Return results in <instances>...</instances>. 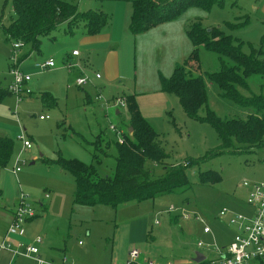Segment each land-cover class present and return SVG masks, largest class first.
Here are the masks:
<instances>
[{
    "label": "rangeland",
    "instance_id": "rangeland-1",
    "mask_svg": "<svg viewBox=\"0 0 264 264\" xmlns=\"http://www.w3.org/2000/svg\"><path fill=\"white\" fill-rule=\"evenodd\" d=\"M67 1L76 3L80 10L101 8L109 16L114 9V1H118L115 18L123 21H127L125 14L132 7L130 0ZM2 4L3 0H0V11ZM4 13L0 14V21L8 25L13 13L11 3L6 6ZM246 16L251 20L248 26L235 30L228 27L238 18L245 19ZM197 20L208 29L217 27L241 38L242 50L247 54L251 52V46L264 53V0H225L223 5H214L210 10L192 6L181 15L180 24L187 22L189 26ZM73 30L74 34L66 24H61L50 37L43 38L41 50L32 52L25 60H21V56L28 51V47H20V70L30 76L23 88L31 94L24 91L19 96L13 92L5 94L0 100V134L13 139L12 156L6 166H0V232L9 224V218L4 213H9L10 205L17 210L22 203L37 214L21 224L25 229L24 236H12L19 241L18 246H12L19 253L16 259L12 261L10 254L0 255V264H36L27 256L26 248L38 235L43 237L41 258L53 264L123 263L129 259L128 253L132 248L139 249L158 264H190L196 251L202 252L207 258L212 257L214 253L208 245L231 241V229L227 228L226 221L219 218L220 212L225 209L244 213L241 200L245 198L247 186L264 182V147L225 152L206 159L200 166L189 167L187 174L191 186L186 191L163 194L143 202H129L116 208L105 204H75V180L70 172L63 171L57 163L59 155L94 164L101 175L113 174L116 162L113 142L109 144V156L102 157L100 163L94 161L92 142L101 131L116 141L119 136L112 131L111 125L127 130L129 116L125 107L120 106L121 115L116 114L113 108L108 109L109 101L104 99V94L95 95L90 91V87L99 90V82H103V79L95 77V68H92L91 80L88 78L82 86L77 84V80L85 76L80 75L73 61L62 59L70 41L80 49L77 41L80 34L85 32L83 22ZM156 38V33H149L136 45L134 42L129 53L123 52L121 60L126 78L119 79L116 84L121 82L128 86L133 83V56L138 53L139 58L143 45L145 50L153 49ZM14 45L15 42L6 40L0 26V84L7 89L14 78L10 72L16 50ZM72 48L71 45L69 51ZM58 51V55L54 56ZM148 56L151 67H155V58ZM49 57L57 61L54 70L40 67ZM186 60L184 64L191 69L192 76L202 73L205 77L206 72L214 73L222 69L218 55L204 47H200L198 57ZM91 64L92 67L97 66L95 61ZM143 73L144 67H141L137 77L148 79L147 71ZM98 74L102 76V72ZM206 82L208 104L212 110L220 117L246 118L248 110L245 107L225 96L216 83ZM248 83L255 94L264 93L260 74H251ZM94 84L96 88H92ZM44 92H50L56 103L44 104L41 99ZM86 92L92 93L94 101L91 103L86 102ZM170 97L174 102L172 114H167L161 121H154L169 156L158 165L148 160V166L157 175L165 172L167 164L182 162L187 156H204L207 151L220 145L212 126L188 117L177 96ZM41 115L49 117L42 120ZM25 140L31 142L30 148L24 146ZM102 145L105 147V143ZM16 167H20V170L16 171ZM206 170L217 172L222 179L219 182L201 183L198 173ZM43 205L47 207L46 211L42 209ZM184 214H192L193 217L184 219ZM173 216L178 220L172 221ZM195 216L202 220H197ZM205 224L210 226L213 234L204 233ZM3 236L5 234L1 238ZM198 240L207 247H198ZM135 264H146L144 256Z\"/></svg>",
    "mask_w": 264,
    "mask_h": 264
},
{
    "label": "trees",
    "instance_id": "trees-1",
    "mask_svg": "<svg viewBox=\"0 0 264 264\" xmlns=\"http://www.w3.org/2000/svg\"><path fill=\"white\" fill-rule=\"evenodd\" d=\"M132 15L130 30L134 35L179 18L188 8L199 7L210 10L214 5H223L225 0H130ZM11 3L12 15L8 25L0 21L5 38L20 42L28 51H39L44 37L50 36L59 25L66 23L69 30L83 22L90 34L99 33L110 23V16L101 8L80 10L76 3L67 0H3L0 14L5 15L6 6ZM0 15V16H1ZM247 17V16H246ZM238 18L230 23L231 30L248 26L251 20ZM187 34L193 43L188 61L198 57L200 47L218 55L222 69L219 72L192 76L186 64H178L170 77L161 76L162 91L177 96L185 114L195 120L212 126L220 145L207 151L206 155L187 156L182 162L170 163L165 172L157 175L148 166V160L163 163L169 156L160 139V133L141 114L135 95L124 96L128 113L127 130H123V142L112 140L103 131L92 142L93 158L102 162L109 156V144L113 142L115 168L111 175H101L94 164H87L76 158H65L61 154L57 163L61 169L70 172L75 180V204H105L118 207L129 202H143L163 194L186 191L191 183L187 169L200 166L206 159L225 152L254 150L264 147V93L255 94L248 83L251 74H260L264 88V53L253 49L245 53L243 41L234 34L225 33L217 27L206 28L197 20L189 24ZM201 71V70H200ZM216 83L221 92L248 110L246 118L220 117L208 104L207 82ZM241 90L247 92L243 93ZM13 93L0 84V100L5 94ZM31 93V92H30ZM44 104L56 103L50 92L41 94ZM119 128V127H118ZM132 128V131L130 129ZM121 129V128H119ZM105 143V147H103ZM13 153V139L0 135V166H6ZM201 183L219 182L222 177L213 170L199 171ZM177 218V217H176ZM206 261L200 264H205ZM199 264V263H194Z\"/></svg>",
    "mask_w": 264,
    "mask_h": 264
},
{
    "label": "crops",
    "instance_id": "crops-1",
    "mask_svg": "<svg viewBox=\"0 0 264 264\" xmlns=\"http://www.w3.org/2000/svg\"><path fill=\"white\" fill-rule=\"evenodd\" d=\"M113 4H114L113 5L114 9L112 8V11L110 12L111 15H110L109 25L106 26V28H104V30H102L101 32L95 33V34L88 33L85 28V32H82L80 34V37L77 41V44L80 46V49L76 48V44L70 41L66 45L67 50L64 53V57L62 59L64 61L65 60L73 61L76 64L75 66L79 69L78 72L81 73L80 75L88 77L90 78V80L93 74L92 72L94 71L92 70V68L96 69L95 70V72L97 71L96 74L99 72H102V76L98 78V80L103 79L102 83L101 81L99 82L100 83L99 88H98L99 90L91 89L90 87V91H92V93H95V95L104 94L105 96L104 99L109 101L107 108L115 109L116 114L118 115L122 114L121 107H123L119 104L118 102L119 99L124 98V96L127 94L135 95V99L137 101L141 114L158 132L159 129L156 128V126L154 125L155 123L154 121H161L162 119L167 117V114L169 115L172 114L171 109L173 108V105H174V102L172 101V97H170L171 94H168L162 91L160 78L161 76L170 77L174 69L176 68V65L184 64L187 61L186 59H188L189 56L191 55L194 47H193L192 41L190 40L187 34L188 24L186 22L181 25L180 24L181 16H180L179 18L173 21L159 24L142 34L134 35L131 32L130 27H129L130 26L129 16L132 14V7L129 8V10L125 14V19H127V21H123V20H117L115 18L116 9L118 8L117 6L118 1H114ZM131 5H132V2H131ZM65 24L66 23H64V25ZM73 32L74 30L71 33ZM149 33L157 34V38L153 45L155 49L153 48V49L145 50V46L143 45V48H141L140 50L139 58H138V53L133 56L132 67H133L135 76L133 74L134 78L133 77L132 79L129 78L131 79V82L133 83H130L128 86H126L125 83H121V82L116 84V82L119 79L125 76L123 64L121 60V55L123 54V52L129 53L131 48L133 47V43L135 42V45H136L137 41H139L141 38H146L147 34ZM47 37H50V36H47ZM43 41L44 40L42 39V44H43ZM71 45L73 48L71 51H69V48ZM75 49H78L80 51L79 55L72 54L73 50ZM33 52H37V51H33ZM31 53L26 58H28L31 55ZM58 53L59 51L55 53L54 56H57ZM148 55L153 56L155 58V67H151V64L149 63L150 58ZM26 58H24L23 60H25ZM49 58H52V57H49ZM93 61L97 63L96 67H92L91 63ZM56 67H57V61H56ZM56 67L52 68V70H54ZM141 67H144V73L147 71V74H148L147 76L149 77L148 79L145 78V80L144 79L142 80L140 79V77L139 78L137 77L138 69L141 70ZM140 81L141 83H138ZM92 88H96V85L94 84ZM114 89L116 90V92H114ZM125 89H127L126 90L127 92H125ZM92 93L86 92V95H87L86 102L91 103L92 101H94L91 96ZM28 94H31V93H28ZM112 102L114 103V105L112 104ZM108 113L109 111L107 112V114ZM169 122H172V121H169ZM118 127L122 129L121 126H118ZM160 139H161V136H160ZM247 193H248V188L246 189L245 198L241 200L242 202L240 201L242 203L241 209H243L244 210L243 212L246 214H252L253 209L246 203ZM14 207L15 206L10 205L9 213L8 214L4 213V216L6 218H9L8 226L11 225L14 219V214H15ZM42 209L46 211L47 207L43 205ZM1 213L2 212H0V214ZM171 218H173L172 221L178 220L176 216H173ZM225 224L227 228L231 229L232 234L230 238L232 240L234 233H235L234 228L228 225L227 223ZM8 226L3 232H0V241L7 238L8 244L10 245L12 249V246H15V245L18 246L19 241H17L18 239H15L14 237H12L15 235H10V234L7 235L8 228H9ZM3 234H5V236L1 238ZM213 238H214V235H213ZM42 243L39 244V256L41 252L40 247ZM227 244H221V245L224 246ZM50 246L56 248V246L54 245H50ZM4 254H6V256H8L7 254H10L12 261H14L17 257V255H15L10 250H1L0 255H4ZM142 256H144V260L148 258L146 257L144 253H142L141 257ZM204 261H206V257ZM194 263L195 262L193 261L190 264H194Z\"/></svg>",
    "mask_w": 264,
    "mask_h": 264
},
{
    "label": "built area",
    "instance_id": "built-area-1",
    "mask_svg": "<svg viewBox=\"0 0 264 264\" xmlns=\"http://www.w3.org/2000/svg\"><path fill=\"white\" fill-rule=\"evenodd\" d=\"M23 45L20 42L15 43L16 48L15 54L12 57V65L10 67V72L12 74L13 83L9 89L21 96V93L26 91L30 93L27 89H24V84L30 80V76L24 75L20 70V61L18 59V50ZM73 55H79L80 51L78 49L73 50ZM43 69H52L56 67V61L50 58L40 64ZM95 77L100 78V74H96ZM88 77L79 78L77 84L79 86L87 83ZM119 104L125 107V99H119ZM49 116L41 115L40 118H48ZM119 137L118 141L123 142V130L119 129L116 125H111L110 127ZM24 146L30 148L31 142L28 140L24 141ZM20 167H16V171H19ZM248 193L246 197V203L253 209L252 214L245 213H234L223 209L219 218L226 221L228 225L234 228V236L232 240L227 245H218L216 242L213 243L210 248L214 255L207 258L205 264H264V182L254 183L249 186ZM48 196V195H47ZM36 216V212L24 204H20L18 209L15 210L14 219L8 228L7 235H19L23 236L25 234V229L22 227V223L26 219H31ZM184 219H191L192 214L182 215ZM197 220H202L199 216H195ZM204 233H212V229L207 224L203 228ZM43 242L42 236H37L34 243L27 246V256L31 257L36 264H53L44 261L39 256V244ZM19 245V244H18ZM198 247L206 246L201 240L197 241ZM207 247V246H206ZM209 249V248H208ZM10 250L15 255L19 253L12 250L8 244L7 238L0 241V251ZM142 252L137 248L130 249L128 253L129 259L123 263L116 264H135L141 257ZM146 264H158L156 261L146 258ZM167 264H174L173 262H168Z\"/></svg>",
    "mask_w": 264,
    "mask_h": 264
},
{
    "label": "water",
    "instance_id": "water-1",
    "mask_svg": "<svg viewBox=\"0 0 264 264\" xmlns=\"http://www.w3.org/2000/svg\"><path fill=\"white\" fill-rule=\"evenodd\" d=\"M130 131H132V128L130 129ZM204 259H205V255L202 252L200 251L195 252V257L193 259L195 263H201L202 261H204Z\"/></svg>",
    "mask_w": 264,
    "mask_h": 264
}]
</instances>
